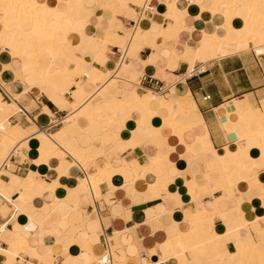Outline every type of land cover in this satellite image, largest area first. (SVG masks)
<instances>
[{"label": "crops", "instance_id": "obj_1", "mask_svg": "<svg viewBox=\"0 0 264 264\" xmlns=\"http://www.w3.org/2000/svg\"><path fill=\"white\" fill-rule=\"evenodd\" d=\"M42 1L48 8L55 7L62 10L63 2L67 0ZM83 1L90 11L86 18V32L89 39L90 36H99L100 30L102 31L108 26L112 16L126 29L125 20L134 19L138 13V7L142 3V0H124L126 5H119L121 14L113 15L111 10L103 9L100 5L104 3L117 5L119 0ZM215 1L219 0H177L175 2V9L178 11L176 16L181 21L175 22L163 16L166 13L165 3H170L172 0H152L148 5L150 10L139 19L138 27L153 35L159 34L161 28L170 24V30L174 34L173 39L175 40H155L156 48L144 46L137 54V61L132 62L130 66L127 65L126 76L133 82L137 81L134 90L142 100L148 97V92L161 98V100H150L147 106L144 102L137 104L136 110L131 114V120L127 124V128L133 131L132 138L128 139L130 144L121 142L113 146L112 138L97 129H89L91 135L84 134L85 128L78 131L79 136L76 137V143L82 148H88L87 154L90 156L97 157L101 147L105 148L104 155L106 157L113 154L111 150H116L119 157L112 155L111 161L117 162L120 158L126 163L129 162L128 164L134 162L141 168L153 167L151 174H145L143 178H134L128 173L115 176L110 185L107 186L106 183L98 185L99 196L96 199L93 194H90L92 191H87L91 196L90 200H87L84 198L85 191L78 189V179L85 176L80 166L71 164L68 166L69 168H65L66 172L62 169L64 171L62 175L56 172V168L62 160L72 161L70 157L65 156L64 151L59 150L55 156L47 159L46 164L35 168L41 180L47 184L55 181L57 188L52 194L44 192L39 195L40 197L38 195L33 197L26 188L20 193H15L12 190L17 184L14 178L27 179L31 173L33 169L31 166L32 157L24 149L20 151V154L13 153L9 156V163H5L6 167L3 168L2 175H0V190L4 193V195L0 194V226H4L7 231H14L25 224V219L20 216H17L15 220H11L9 215L6 218L1 217L3 207L11 209L14 203L20 205L23 198L29 199L24 211L33 221H42L44 216L52 211L49 204L53 199H58L60 200L57 205L58 212L67 216L72 224L59 221L53 227L45 226L44 229H38L34 223H26L25 226L33 231L29 233L20 230L23 232V236H27L29 233L30 247L36 248L34 252L25 250L24 254L19 253L15 256L12 264H61L63 259L65 260L72 254L74 247L78 249L77 254L81 256L83 252L80 249L87 243L93 252L96 251V246L100 247V254L95 256L98 258L103 254L101 232L110 239L111 264L113 262L123 264L133 258H140L142 264H178V259L173 256L162 260V255L168 252L166 242L174 240L180 232L195 231L199 228L200 223L193 216L195 212L203 209L213 212L219 206L221 220L217 216L212 217L213 226H211L210 232L218 235H222L226 231L231 232L228 239L237 247L249 246L257 240L258 248L264 257V240H262L264 229L260 230L262 223L251 222L257 217L264 216V200H254L256 195L253 194L257 192L256 189L250 191L249 184L244 180H239L232 189H221L209 194L206 183L202 181L203 173L209 174L215 171L218 177L220 175L210 166L217 160L214 153H204L201 149L211 147L214 151H222L238 142L236 132L241 134L245 132L244 127L233 126L237 122L236 116H234L235 106L259 109L261 101H263L262 107H264V53L256 54L251 43H244L239 51L209 60L206 54L208 45L200 42L203 32H216L219 36L224 34V30L221 28V18L218 16L213 18L210 13L216 4ZM240 2L241 4L234 13L233 26L236 29L241 28L242 20L248 15V8L251 6L252 0H240ZM231 4L232 0H222L218 6L219 12L227 14L228 6ZM259 12L264 14V0H261ZM117 34L121 35V32L118 30ZM262 36L264 37V29ZM63 38V34H60V39L63 40ZM75 43L74 38L66 40L68 46L72 47ZM84 44L88 50L78 48L74 54L82 55L85 58L88 69L114 68L118 59L116 47L111 44L106 46V50L103 52L104 60L100 64L101 56L98 54L97 43L86 40ZM197 48H201V52L196 53ZM45 53L44 57H40L37 50L27 51L22 46H17L14 51L0 49V89L2 91H0V123L8 117L11 124H19L23 128L35 125L40 132L47 136H53L63 129L62 121L66 118L68 111L57 107L56 103L60 100L57 98L58 96H48L44 93L46 87H41L40 91L32 88L36 84L35 72L24 62L25 60L39 62L44 68L48 67L50 58L56 54V49L50 47ZM190 63L193 64L191 69L198 72L194 76H188ZM74 80L85 86V90L89 93H93L96 89L97 84L91 83L86 78L78 79L77 76H74ZM158 85H161L165 90L160 94L157 92L155 94ZM66 90L65 100L70 105L75 104L72 94L76 93V87H68ZM204 97H208V99L205 100ZM181 99H183L184 108L190 110L188 114L180 112ZM12 105L23 109L26 112V118H19L16 114H12ZM165 105L171 112L178 114L177 122L181 127L186 128L179 136L161 124V121L168 116V108ZM44 107L47 112H44ZM41 113H47V118L41 116ZM140 120L149 122L145 125V135L134 132ZM51 125L55 127H50ZM247 143L253 152L251 154L256 155L254 141L248 140ZM186 146H192L193 151H196V156H193V152L188 151ZM76 154L84 156L80 152ZM104 160V157H98L91 164L102 166ZM91 164L88 165L90 168L93 167ZM244 164V160H241L240 165L244 166ZM8 165H11L9 166L11 170L7 167ZM164 166L172 168L173 172L170 174L174 176L175 184L163 186L156 194L151 186L154 185L155 178L160 175L157 168ZM256 175L258 182L262 183L261 187L264 191L263 166L256 170ZM192 177L198 181L197 190L200 195V198L194 201H190L188 197L180 193V183L184 180L190 181ZM67 190L70 191L67 192ZM189 190L190 196L193 197L194 188L190 187ZM233 197H239L242 200L244 217L246 216L247 222H251L248 228L243 227L244 221L236 212V214L232 212L235 207L231 208V212H229L227 202L231 201ZM218 199L220 202L217 201ZM11 213H13L12 210ZM188 213H192V217L185 219ZM10 250L12 248L9 246V238L7 241L0 239V264H6L3 252ZM225 251L224 248L218 252ZM198 252L204 256L208 250L204 244H201L198 247ZM30 253L34 258L30 257ZM140 253L143 255L138 257ZM40 257L41 263L38 261ZM189 257L188 253H185V258L189 259ZM226 261V257H222L219 262L226 264ZM78 262L79 264H95L94 261L87 262L86 256L80 257ZM189 262L190 264H203L193 257ZM131 263L133 264L135 261L129 264Z\"/></svg>", "mask_w": 264, "mask_h": 264}, {"label": "bare ground", "instance_id": "obj_2", "mask_svg": "<svg viewBox=\"0 0 264 264\" xmlns=\"http://www.w3.org/2000/svg\"><path fill=\"white\" fill-rule=\"evenodd\" d=\"M147 1L148 0H144L142 5ZM176 1L177 0H172L170 3H165L166 13L163 16L175 22H179L181 20L176 16L178 12L175 9ZM221 1L222 0L218 2L215 1L216 4L214 2V8H212L210 13L213 18L217 16L221 18V28L224 30V34L219 36L216 32L201 33L200 42L208 45V50L206 51L208 59L213 60L214 58L221 57L223 54L239 51L244 43H251L252 49L256 54H263L264 37L262 36V31L264 29V14L259 12L261 0H252V4L248 8V15L242 20V26L239 29L234 28L233 24L235 22L234 13L236 8L241 4L240 0H232V4L228 6L229 11L227 14H222L218 10ZM117 5H126V2L124 0H119ZM117 5L104 3L100 6L103 9L111 10L113 15H115L118 13L116 11ZM63 7L62 10L55 7L48 8L42 0H0V49L14 51L17 46H22L27 51L37 50L39 56L44 57L48 48H55L56 54L50 58L48 67L44 68L39 62H29L27 60L24 62L26 65L32 67L35 72L36 84L32 88L40 91L41 87H46L47 89L44 93L48 96H58L57 98L60 100L56 103L57 107L60 109H67L68 111L66 118L62 121L64 123L63 129L53 136H47L43 132H40L35 125H32L30 128H23L19 124H11L8 121V117L4 122L0 123V160H3L0 165V175H2L10 151H13V153L17 155V153L20 154V151L24 149L29 152V155L32 157L31 166L33 169L27 179L14 178L17 184L12 190L15 193H20L26 188V190L32 193L33 197L35 195L39 196L44 192H51L52 194L57 188L56 182L51 181L50 184L45 183L39 178L35 168L42 164H46L48 158L55 156L59 150H62L65 152V156L72 158L73 162L70 163L66 160H62L58 168H56V172L62 175V172L65 170L67 171L65 168L69 165L72 164L73 166V164H76L80 166L85 176L78 179V189L85 191L86 194L84 198L90 200V194H93L95 199L99 196L97 192L94 193L93 189L98 190L97 188L100 183H106L107 186L110 185L112 178L115 176L128 173L133 175L134 178H143V175L153 172V167L141 168L134 162L128 164L129 162L126 163L125 160H120V158L117 162L111 161L112 155L119 157L116 150H111L113 154L106 157L104 155V153H106L105 148L102 147L97 157L90 156L87 154L89 152L88 148H82L76 143V137L79 136V129L82 130L85 128L86 133L84 132V134L91 135L89 129L101 128V133L108 134L112 138L113 146L121 142L130 144L128 139L132 136L133 131L127 128V124L130 122L131 114L135 112L137 104L144 102L147 106L150 100H161V98L148 92V97L142 100L134 90V86L137 82L129 80L126 76L128 66H130L132 62L137 61V54L144 46L156 48L154 44L155 40H171L174 34L170 30V24L165 28H161L160 33L156 35L150 32H144L138 26L129 34V30L124 29L112 16L108 26L104 30H100L99 36H90L89 39V35L86 32V18L90 14V11L86 8L84 1L67 0L63 2ZM118 30L121 32V35L117 34ZM60 34H63V40L60 39ZM68 38H74L76 42L75 45L72 47L68 46L66 44ZM86 40L93 41L99 46L98 54L101 56L99 61L100 64L103 63V52L106 50V46L111 44V46L119 48L120 51H122V55L119 60L117 59L114 65L115 69H105L104 67H101L100 70L95 68L88 69V63L85 58L82 55L76 56L74 54V51H77L78 48L88 50V47L84 44ZM196 50V53L201 52V48H197ZM191 65L193 64L190 63V70L192 67ZM74 76H77L78 79L86 78L91 83H96L95 91L93 93L87 92L85 86L75 82ZM72 86L76 87V93L72 94L75 98V104L70 105L65 100L64 95L67 92L66 88ZM183 99L180 101V112L188 114L190 110L184 108ZM262 103L263 101H261L259 109L248 106H235L234 116H236L237 122L234 123L233 126L238 125L245 128V132L242 134L235 131L238 139L236 144L234 143L222 151H214L211 147L201 149L204 153H214L215 159L217 160L210 164V166L212 169L217 170L220 175L218 177L215 171L209 174H202V181L206 183L209 194L221 189H232L237 181L244 180L249 184L250 191L256 189L257 192L253 194L256 195L254 200H264V191L261 187L262 183L260 184L258 182L256 175V170H258V168L260 169V167L263 166L264 169V107H262ZM11 108L12 114L18 111L16 106L12 105ZM73 108H75L76 112H73L74 110L72 111ZM167 108L168 116L161 121V124L163 127L170 129L173 134L179 136L186 128L181 127L177 122L178 114L171 112L168 106ZM44 112H47L46 108ZM74 114L80 118L76 122L71 121L72 118H76L72 116ZM41 116L47 118V113ZM147 123L149 122L140 120L134 132L145 135V125ZM248 140L254 141L256 155L251 154L253 152H251L249 148L247 143ZM30 142L32 143L30 144ZM35 144L36 147H34ZM19 149L21 150L19 151ZM186 149L193 152V156H196V151H193L192 146H186ZM77 152L82 153L84 156H77ZM98 157H104V164L102 166L97 164L92 165L91 163H94L95 158ZM241 160H244V166L240 165ZM90 164L93 166L92 168L88 166ZM9 166L11 165L7 167ZM9 169L11 170L10 167ZM62 169L64 171H62ZM157 169H159L160 175L155 178L154 185L151 186L156 194L159 193L163 186H170L171 183L175 182L174 176L170 174V172H173L172 168L164 166L163 168ZM4 174H6V172ZM177 177H179L178 174ZM197 183L198 181L194 177H192L190 181L184 180L180 183V193L188 197L190 201H194L197 198L199 199L200 195L198 194ZM190 187L195 190L193 197L190 196ZM69 191L70 190H67V192ZM87 191L92 192L88 194ZM0 194L4 195L2 190H0ZM28 201L29 199L23 198L22 204L20 205H15L14 203L11 209L3 207L1 209V217L6 218L9 215L11 216V220H15L17 216H20L25 219V224L34 223L35 227L38 229H44L45 226L53 227L57 225L59 221L72 225L67 219V216H63L58 212L57 205L60 200H52L49 204L52 211L46 214L42 221H33L31 217L25 213L24 207ZM217 201L220 202L221 198L220 201L219 199ZM219 207L213 212H208L205 209L195 212L193 216L196 217L198 223H200L199 228L195 231L189 230L187 232H180L174 240L167 241L166 246L168 247V252L162 255V260H166L173 256L178 259V264H190L189 260L193 257L196 261H201L203 264H221L219 262L221 258L226 257V264H264V257H262L261 251L258 248L259 245H257V240L249 246L237 247L235 243L228 239L231 232L229 233L226 231L222 235L210 232V228L213 226L212 217L217 216L219 220H221V208ZM227 207L229 212H231V208L235 207L232 212L234 214L237 213L244 221L243 227L248 228L251 222H259L260 224L262 223L260 230L264 229V216L257 217L251 222L246 221V216L244 217V212L242 210V200L239 197H233L231 201L227 202ZM11 210L13 213H11ZM190 216L192 217V213H188L185 219L190 218ZM25 224L14 231H7L4 229V226H0V239L7 241V238H9V246L12 248L10 251L3 252L6 257V264H12L15 256L19 253L23 254L25 250L34 252L36 248L32 249L30 247V242L28 241L29 233H27V236H23V232L20 230ZM215 235L218 237L209 238ZM262 240H264V238ZM201 244H204L208 250V253H205L206 255L204 256L198 252V247ZM89 247L87 243L80 249L83 252L81 256L77 254L78 249L76 247L72 248V254L65 260L63 259L61 264H79L78 259L82 256H86L87 262H95L99 258L96 257L100 254L101 249L99 246H96V251L93 252ZM194 247H196V249H193ZM224 248L226 250L225 252H218ZM48 252L49 251H47V253ZM185 253H188L190 256L189 259L185 258ZM30 257H33L31 253ZM139 259L140 258L128 259L123 264H129L133 261H135L133 264H142ZM38 261H41V257ZM112 264L117 263L113 262Z\"/></svg>", "mask_w": 264, "mask_h": 264}, {"label": "built area", "instance_id": "obj_3", "mask_svg": "<svg viewBox=\"0 0 264 264\" xmlns=\"http://www.w3.org/2000/svg\"><path fill=\"white\" fill-rule=\"evenodd\" d=\"M152 0H148L146 3H144V5L138 7V13L136 15V17L134 19H130V20H125L124 22V26L126 27L127 30H129V34H131L135 27L138 26V21L140 18H142V16H144V14L146 12H148L150 9L148 8L149 3ZM117 51V55H118V60L120 59L121 55H122V51H120L119 48H116ZM198 72L195 69H191L190 72H188V76H194L196 75ZM149 82V80H148ZM165 89L162 88L161 85H158L157 88L155 89V93H162ZM1 91V89H0ZM2 92V91H1ZM204 99H208V97H204ZM16 114L19 118H26V112L23 109H18V111ZM50 127H55L54 125H51ZM13 154V151H10L9 156ZM8 156V158H9ZM5 168V166H4ZM22 230L24 232H29L31 233L33 230L28 229V226H23ZM100 237H101V243L103 245V254L94 262L95 264H111V246H110V239L108 237H105L103 235V233H100ZM143 254L140 253L139 257H141Z\"/></svg>", "mask_w": 264, "mask_h": 264}, {"label": "rangeland", "instance_id": "obj_4", "mask_svg": "<svg viewBox=\"0 0 264 264\" xmlns=\"http://www.w3.org/2000/svg\"><path fill=\"white\" fill-rule=\"evenodd\" d=\"M143 1H144V0H142V3H143ZM142 3H141V5H142ZM116 11H117L118 13H116L115 15H117V14H121V11H120L118 5H117V7H116ZM135 60H136V59H135ZM115 67H116V66H115ZM114 69H115V68H114ZM136 82H137V81H136ZM73 110H74V111H73ZM72 111H73V112H76L75 108H73ZM72 116H73V117H76V118H72V119H71V121H73V122H76V121H78V120L80 119L78 116H76V114H74V115H72ZM77 117H78V118H77ZM61 126H62V125H61ZM57 128H58V126L56 127V129H57ZM97 130H100V132L102 131L101 128H97ZM54 131H55V130H54ZM54 131H53V132H54ZM112 144H113V142H112ZM114 144H115V142H114ZM21 148H22V147H21ZM101 148H102V147H101ZM101 148H100V149H101ZM20 150H21V149H19V151H20ZM19 151H18V152H19ZM8 153H9V150H8ZM4 154H6V153H4ZM68 157H69V156H68ZM95 157H96V156H95ZM70 158H71V157H70ZM71 160H72V158H71ZM2 161H3V160H2ZM2 161H0V165L2 164ZM72 162H73V160H72L70 163H72ZM7 163H9L8 160H7ZM93 191H94V193H96V192L98 193V190H96V189H93ZM215 237H218V236L215 235V236H211V237H209V238L212 239V238H215ZM193 249H196V247H194ZM23 254H24V253H23Z\"/></svg>", "mask_w": 264, "mask_h": 264}]
</instances>
